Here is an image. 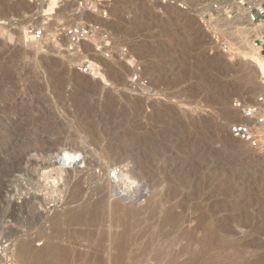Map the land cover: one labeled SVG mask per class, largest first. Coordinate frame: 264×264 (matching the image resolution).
Masks as SVG:
<instances>
[{
  "label": "rangeland",
  "instance_id": "rangeland-1",
  "mask_svg": "<svg viewBox=\"0 0 264 264\" xmlns=\"http://www.w3.org/2000/svg\"><path fill=\"white\" fill-rule=\"evenodd\" d=\"M7 1L20 9L0 14V264H28L20 249L52 239L67 247L68 264H84L83 228L66 221L88 201H110L107 177L117 168L132 177L121 183L129 199L120 206L144 212L160 201L188 220L183 228L202 215L218 230L194 264H264V151L229 134L240 119L231 103H251L264 84V58L252 47L264 21L247 27L241 3L249 0H183V9L105 0L104 32L81 47L87 76L73 68L81 57L59 50L57 35L78 21L74 6L46 22L42 2ZM44 23L40 45L23 38L26 26ZM165 113L173 124H163ZM123 147L133 149L121 155ZM47 163L54 184L34 173Z\"/></svg>",
  "mask_w": 264,
  "mask_h": 264
},
{
  "label": "bare ground",
  "instance_id": "bare-ground-1",
  "mask_svg": "<svg viewBox=\"0 0 264 264\" xmlns=\"http://www.w3.org/2000/svg\"><path fill=\"white\" fill-rule=\"evenodd\" d=\"M34 1H39V3L43 2L42 0H34ZM46 1L50 7L47 10L48 13L45 15L47 16L56 15L57 9L59 8L55 6V0H46ZM16 6L18 5H13V7ZM7 8L10 12L18 11L20 9L19 7L15 9H10L12 7H10V4L8 3L7 0H4V3L3 2L0 3V14L5 13ZM39 18L43 20L45 17L41 15L39 16ZM77 19L80 20L81 17L78 16ZM47 21H50V19H47ZM262 29L264 30V28ZM16 31L17 30H15V32ZM257 33L258 32H256V34ZM17 35H18L17 37L19 38L21 37L22 39V33L19 32L17 33ZM33 44L40 45V42ZM76 56L81 57V59L85 58V55L83 53L76 54ZM254 64L256 65V63ZM257 67L261 75L264 77V62H258ZM260 88H261L260 92L263 93L264 84ZM168 116L169 114L165 113L161 115L160 118L163 119V124L171 125L173 124L172 123L173 121H171L172 119L167 118ZM163 130L167 131L168 128H165ZM48 149L45 150L47 151ZM132 149L133 147H123L120 150V154L123 153L124 155H126L125 153L129 152ZM40 152H41L40 155L45 153L43 151ZM37 154L38 155L36 156H39V152ZM50 163L53 165L52 161H50ZM48 164L49 163L46 164L47 166L40 164L38 165V167H36L37 169L34 168L36 170L34 171L33 169V171L34 173L36 172L37 174L36 178L47 179L48 181L51 180L52 181L51 183L54 184L57 182L59 177L57 175H56L57 177L53 176L52 172L55 171L54 170L55 167H52L49 170L48 168L50 167V165ZM54 174L57 173L54 172ZM61 179H63L62 176ZM124 180L132 181L131 175L127 170H125V168L121 170L120 169L118 170L117 168V170L113 169L109 171V175L107 177V182H106L107 186L106 185L105 186L109 192L108 199L110 201L108 202L107 200H105L103 196L101 199H99L97 202L93 204H91L88 201L80 211L74 212L73 214H69L70 216L66 221L67 222L66 227L71 226L70 228L72 230L78 227L83 228L84 231L80 230L81 233H79L80 231H78L77 229L76 230L78 231V233L76 230H74V232L76 231L75 233L79 234V236L82 235V237L88 241V244L85 249L86 252H85L84 264H194V261L197 258H200L199 257L200 252L202 250H206V249L208 250L211 244L216 241L218 230L215 227H213V224L207 225L202 215L198 218V224L194 225L192 228L190 226H189L190 228L189 227L183 228V225L188 220L182 215V213H178L176 211L175 205H171L169 208L162 210L161 207L162 203L160 201L157 202L156 200L157 203H155L151 207L149 206L148 207L149 209L147 208L148 210L144 209V212L142 211L143 213L139 212V210L138 211L132 210L133 208H129V209L127 207L124 208L123 204H122L123 206H120L119 204H121L122 201L129 199V197H127L126 194L127 190L126 193L125 191L120 192L122 188L121 183ZM137 181L138 180L136 179V183ZM37 182L40 183V180H38ZM133 182L135 183V181ZM79 183H80L79 181L78 183L76 182L75 188H80L81 183L80 184ZM125 189L126 188H123V190ZM123 192L125 194H122ZM139 192H140V188L137 193ZM142 192L144 193V190H142ZM128 193L130 194V192ZM128 207H130V205ZM145 210L147 211L145 212ZM2 211L4 212V210ZM160 213H162L163 217L162 219L160 218L159 220L158 215H160ZM72 226H76V227L72 228ZM66 227L65 229H67ZM63 230L64 228L63 229L61 228L62 233H64L65 231ZM200 230L202 233L201 236L199 234ZM96 234H97V239L94 238ZM58 242L57 239H52L48 245L35 252L31 250L32 248L29 247L30 245L25 246L22 249H20L18 256L20 257V260L23 261V263L29 261L30 264H68L67 247L59 245ZM219 244L221 245L222 248L227 247L228 245L226 239L220 241ZM198 247L201 250V251L199 250L200 252H197Z\"/></svg>",
  "mask_w": 264,
  "mask_h": 264
},
{
  "label": "built area",
  "instance_id": "built-area-1",
  "mask_svg": "<svg viewBox=\"0 0 264 264\" xmlns=\"http://www.w3.org/2000/svg\"><path fill=\"white\" fill-rule=\"evenodd\" d=\"M167 1L170 5L184 8L183 0ZM102 3L107 2L105 0H55V6L58 8L74 6L77 16H81L80 20L68 25L57 35V39L62 44L59 48L60 52L73 58L76 54L82 53L81 47L86 42L95 35L104 32L102 27L109 21V12L106 7L99 8ZM241 4L246 14V24L251 25L247 27L255 28L264 21V3L261 0H249L247 3ZM216 8L213 7L214 10ZM47 10L48 3L44 0L41 5V12L42 16L48 17L45 19L51 17L45 15L48 13ZM93 16L96 17V20H88ZM46 22L48 21L46 20ZM46 26L47 23L37 27L33 25L26 26L23 31L24 39L33 43L42 42L46 38ZM104 39L105 48H107V36H104ZM252 47L264 58V33L255 36ZM106 56L108 57V55ZM73 68L83 76L89 75L91 71L90 62L85 58H79ZM133 80L136 81L137 78L134 77ZM231 108L240 116V119L230 125V136L236 141L249 145V147L264 151V92L259 93L251 103L234 100L231 103Z\"/></svg>",
  "mask_w": 264,
  "mask_h": 264
}]
</instances>
